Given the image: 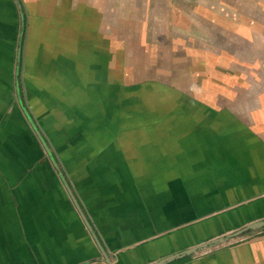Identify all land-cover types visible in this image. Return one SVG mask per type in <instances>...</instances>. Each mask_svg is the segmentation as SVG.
I'll return each mask as SVG.
<instances>
[{"label":"crops","instance_id":"obj_1","mask_svg":"<svg viewBox=\"0 0 264 264\" xmlns=\"http://www.w3.org/2000/svg\"><path fill=\"white\" fill-rule=\"evenodd\" d=\"M155 13L188 42L203 21L172 0H0V264H149L264 219V82L235 90L261 91L247 106L193 85L163 109L112 63ZM256 230L169 264H264Z\"/></svg>","mask_w":264,"mask_h":264},{"label":"rangeland","instance_id":"obj_2","mask_svg":"<svg viewBox=\"0 0 264 264\" xmlns=\"http://www.w3.org/2000/svg\"><path fill=\"white\" fill-rule=\"evenodd\" d=\"M175 1L193 10L194 14H207L209 19H221L225 16L234 22L227 20L226 31L222 32L215 23L208 22L207 18L200 15L203 21L199 22L195 35L189 37L190 43L183 33L177 34L172 26L168 23L164 24L166 20L164 17L169 16L165 6H162L164 17L157 18L155 16L157 13H155L156 18L147 20L151 24L150 28L144 30L143 40L140 41L142 44H138V41L116 42V54L118 55L112 63L115 66L130 64L144 72L143 77L147 78L148 83H156L152 87H157L152 91L148 89V91H154L153 93L161 100L167 101V105L162 106L163 109L178 101L179 92L189 91L190 93L193 85L202 88L201 91L197 90L194 93L198 98L210 99L219 86L220 89L223 86L225 88L222 91L226 92L228 97L234 98L239 94L238 98H242L243 106L250 105L251 101L254 102L252 99L258 97L261 92L258 91V94H255L256 90H261V86L264 85V0H172V2ZM136 20L143 22L141 17ZM221 22H223L222 19ZM133 30L135 29L128 32L132 33ZM19 32H21V27H19ZM26 34V31L22 32L23 49H26ZM221 39L223 43H218ZM19 44L21 46V41ZM223 46L225 49H222ZM219 48L222 49L221 52ZM24 63L25 57L22 59V68L18 75L19 87L14 85L13 91L14 100L19 102L22 98L25 99L24 94H26L22 72ZM216 67L221 69L218 70ZM210 78L214 79V83L210 81ZM13 81L15 82L14 78ZM240 85L256 87V90L252 93L242 91V94L237 90L235 94V90ZM225 102L228 103V101ZM237 102L240 103V101ZM254 231L245 232L225 243L244 239ZM219 245L203 249L195 254L210 251Z\"/></svg>","mask_w":264,"mask_h":264},{"label":"water","instance_id":"obj_3","mask_svg":"<svg viewBox=\"0 0 264 264\" xmlns=\"http://www.w3.org/2000/svg\"><path fill=\"white\" fill-rule=\"evenodd\" d=\"M38 133L41 136V132L38 131ZM67 186L71 191L70 186L68 184H67ZM72 196H73V199H74L78 209L80 210L86 224L88 225L89 229L91 231H94V227L92 226L91 222L89 221L86 213L83 211L82 206H81L77 196L74 193H72ZM261 227H264V219H261L259 221H255V222H251V223H249V224H247V225H245L239 229H236L235 231H232V232L227 233L225 235H221L219 237H215V238L208 240V241L200 242L196 245H193L191 247H188V248L183 249L181 251H178L176 253H172V254H170L166 257H163L159 260L153 261L149 264H169V263H171L177 259L184 258V257L190 256V255H193V254H195V253H197L203 249H207V248H210L212 246L225 243L232 238H235L237 236L244 234L245 232L256 230V229L261 228ZM93 234H94L95 238L97 239L99 246L101 247V250L103 252L104 257L107 259V261L109 263H111L112 260L110 257V252L102 245L98 234L96 232H94Z\"/></svg>","mask_w":264,"mask_h":264},{"label":"trees","instance_id":"obj_4","mask_svg":"<svg viewBox=\"0 0 264 264\" xmlns=\"http://www.w3.org/2000/svg\"><path fill=\"white\" fill-rule=\"evenodd\" d=\"M56 154L55 153H53L52 154V157H54ZM189 257H191V256H187V257H185V258H183V259H181V260H185V259H187V258H189Z\"/></svg>","mask_w":264,"mask_h":264}]
</instances>
